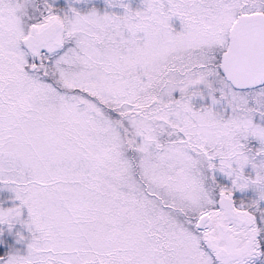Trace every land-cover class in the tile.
<instances>
[{
	"label": "snow or ice",
	"instance_id": "snow-or-ice-1",
	"mask_svg": "<svg viewBox=\"0 0 264 264\" xmlns=\"http://www.w3.org/2000/svg\"><path fill=\"white\" fill-rule=\"evenodd\" d=\"M0 264H264V0H0Z\"/></svg>",
	"mask_w": 264,
	"mask_h": 264
}]
</instances>
